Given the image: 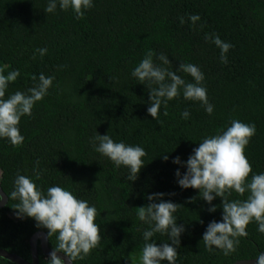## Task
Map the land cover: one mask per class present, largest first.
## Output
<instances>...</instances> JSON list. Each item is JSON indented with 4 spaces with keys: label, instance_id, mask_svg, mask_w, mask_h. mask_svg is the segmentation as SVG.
<instances>
[{
    "label": "trees",
    "instance_id": "1",
    "mask_svg": "<svg viewBox=\"0 0 264 264\" xmlns=\"http://www.w3.org/2000/svg\"><path fill=\"white\" fill-rule=\"evenodd\" d=\"M46 4L0 0V67L20 72L5 95L32 87L33 76L40 73L55 77L48 95L20 121L23 143L12 146L0 139V186L6 196L18 172L33 176L35 168L43 170L37 181L43 188L58 184L94 205L101 239L74 264H139L147 226L137 219L135 208L145 206L151 193H164V199L182 206L175 214L186 229L177 264L255 259L264 251V234L254 222L228 256L204 246L202 234L210 221L220 220L222 210L210 214L198 190H181L174 172L179 168L183 174L185 169L171 161L176 156L186 161L195 143L238 119L255 125L245 155L254 173L264 172V0H93L82 19L59 8L44 13ZM190 15L200 19L191 22ZM213 33L233 45L226 64L211 39L204 38ZM37 48L47 53H35L33 59ZM148 49L167 55L173 71L180 62L200 68L214 106L211 115L199 102L182 96L169 101L166 109L162 105L156 119L147 114V85L130 73ZM179 75L192 81L187 74ZM185 109L187 120L180 116ZM96 132L144 148L145 166L135 181L126 179V168H115L93 150L90 139ZM166 153L168 161L160 157ZM246 195L233 192L228 198ZM17 202L8 198L0 209V249L31 261V237L47 230L37 228L31 218H16L12 207ZM212 203L219 205L220 199ZM48 239L53 249L55 236ZM153 239L167 242L160 234ZM46 260L39 249V264ZM0 264L14 263L0 256Z\"/></svg>",
    "mask_w": 264,
    "mask_h": 264
},
{
    "label": "clouds",
    "instance_id": "2",
    "mask_svg": "<svg viewBox=\"0 0 264 264\" xmlns=\"http://www.w3.org/2000/svg\"><path fill=\"white\" fill-rule=\"evenodd\" d=\"M93 7V0H47L44 13L54 14L71 10L76 19H82L84 13ZM188 19L196 22L198 15H190ZM183 23V18H180ZM205 40L219 49L221 63H227V53L232 44L222 41L218 35H205ZM35 53L43 57L46 48H37ZM0 67V139H5L12 146L23 143L24 136L19 124L23 117L31 116L35 104L48 95L55 79L52 75L40 73L33 76L34 85L25 91H16L5 95L11 83L20 76L18 69L5 72ZM179 73L192 78L186 81ZM130 75L139 84L147 85L149 106L146 111L156 119L163 107L174 98L183 97L186 101L199 102L204 112L211 115L214 106L208 101L207 89L203 86L204 73L192 63H179L173 71L168 56L148 49L143 58L132 69ZM167 115L165 111L163 113ZM182 119H189L187 109L180 113ZM254 124L243 123L232 119L229 126L218 130L215 134L205 136L198 146L194 147L186 161L179 156L172 159L174 165L185 169L183 174L179 168L174 172L176 182L181 190H198V196L207 205V211L215 213L217 208L222 210L219 221H210L202 234L204 246L210 251L220 250L225 256L234 252L241 237H247V226L257 225V231L264 234V172L254 173L246 158L245 149L250 139L255 135ZM90 144L96 153L110 160L115 168L124 167L128 171L126 179L135 181L141 169L145 166L144 148L139 145L125 144L114 141L108 134H96L90 139ZM168 161L169 156H160ZM33 169V176L22 175L19 172L13 180V190L7 194L9 199L18 201L12 209L16 218H31L37 228L46 229V236H55V245L49 253L45 264H74L83 260L101 239L99 224L96 222L97 209L87 199L77 197L67 187L58 184L43 188L37 181L41 172ZM251 174V175H250ZM246 197L229 199L232 193ZM171 195V194H169ZM164 193H151L146 196L148 203L137 207L136 216L147 227L142 231L143 246L139 253V264H177L180 247V237L185 232V223L178 224L175 215L182 206L164 199ZM220 199V204L212 202ZM4 200L0 196V203ZM191 203L192 200L187 201ZM203 223L202 221H200ZM156 234L167 237V242L153 239ZM57 253H63L64 259ZM256 264H264V251H259L255 257Z\"/></svg>",
    "mask_w": 264,
    "mask_h": 264
},
{
    "label": "water",
    "instance_id": "3",
    "mask_svg": "<svg viewBox=\"0 0 264 264\" xmlns=\"http://www.w3.org/2000/svg\"><path fill=\"white\" fill-rule=\"evenodd\" d=\"M0 196L4 197L3 202L0 203V209H1L5 207L8 202V198L6 194L3 192L1 186H0ZM30 249H31V258H32L31 261H27L14 253H9L2 249H0V256L2 258L11 261L14 264H39V249L46 259L49 258V253L52 251V249H50L49 247V239L47 238L46 233L44 232L35 233L30 239ZM57 255L58 257L64 259L63 253H57ZM234 264H256V260L255 259L240 260L235 262Z\"/></svg>",
    "mask_w": 264,
    "mask_h": 264
}]
</instances>
